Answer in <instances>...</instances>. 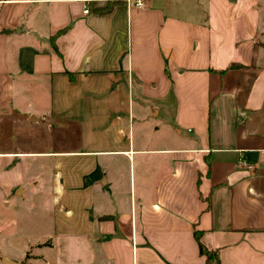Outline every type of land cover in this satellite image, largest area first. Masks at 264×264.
Returning <instances> with one entry per match:
<instances>
[{
    "label": "crops",
    "instance_id": "0c3cea01",
    "mask_svg": "<svg viewBox=\"0 0 264 264\" xmlns=\"http://www.w3.org/2000/svg\"><path fill=\"white\" fill-rule=\"evenodd\" d=\"M141 1L0 0V264H264V0Z\"/></svg>",
    "mask_w": 264,
    "mask_h": 264
},
{
    "label": "rangeland",
    "instance_id": "374dc122",
    "mask_svg": "<svg viewBox=\"0 0 264 264\" xmlns=\"http://www.w3.org/2000/svg\"><path fill=\"white\" fill-rule=\"evenodd\" d=\"M27 204V203H26ZM23 205V206H21L20 207V211L19 212H17V211H14V212H12V211H10V210H8V211H5L4 212V214L7 216L6 217V219H11V216L13 215V218L14 219H18V220H21L22 219V217L24 216H26V213H25V211L27 210V208H29V210H28V212H30V210L31 209H36V206H32L30 203L28 204V206L27 205ZM41 208V212H40V214H42V207H40ZM24 211V213L22 212V210ZM32 210V211H33ZM27 212V211H26ZM5 232H7V233H10L11 232V228H6V231ZM3 263V262H2Z\"/></svg>",
    "mask_w": 264,
    "mask_h": 264
},
{
    "label": "trees",
    "instance_id": "16d2710c",
    "mask_svg": "<svg viewBox=\"0 0 264 264\" xmlns=\"http://www.w3.org/2000/svg\"><path fill=\"white\" fill-rule=\"evenodd\" d=\"M194 235L196 236V238H199L197 231L194 232ZM199 252L205 255V264H217L218 263L217 253L215 251L208 250L201 243H199Z\"/></svg>",
    "mask_w": 264,
    "mask_h": 264
},
{
    "label": "built area",
    "instance_id": "2783aa9c",
    "mask_svg": "<svg viewBox=\"0 0 264 264\" xmlns=\"http://www.w3.org/2000/svg\"><path fill=\"white\" fill-rule=\"evenodd\" d=\"M135 3L138 4V5H141V4H142V1H141V0H136ZM87 11H88L87 9L84 10L85 13H86ZM241 164H244V162L241 161ZM247 168L251 169L252 166H251V165H247Z\"/></svg>",
    "mask_w": 264,
    "mask_h": 264
},
{
    "label": "water",
    "instance_id": "95a60500",
    "mask_svg": "<svg viewBox=\"0 0 264 264\" xmlns=\"http://www.w3.org/2000/svg\"><path fill=\"white\" fill-rule=\"evenodd\" d=\"M6 262H8V259L7 258H4L3 264H6Z\"/></svg>",
    "mask_w": 264,
    "mask_h": 264
}]
</instances>
